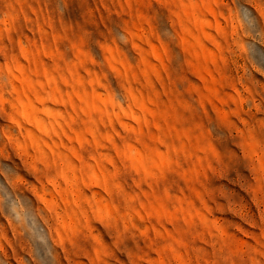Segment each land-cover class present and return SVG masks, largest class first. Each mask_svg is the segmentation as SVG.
<instances>
[{"label": "rangeland", "instance_id": "374dc122", "mask_svg": "<svg viewBox=\"0 0 264 264\" xmlns=\"http://www.w3.org/2000/svg\"><path fill=\"white\" fill-rule=\"evenodd\" d=\"M0 264H264V0H0Z\"/></svg>", "mask_w": 264, "mask_h": 264}]
</instances>
